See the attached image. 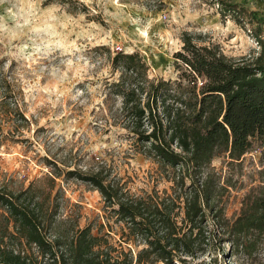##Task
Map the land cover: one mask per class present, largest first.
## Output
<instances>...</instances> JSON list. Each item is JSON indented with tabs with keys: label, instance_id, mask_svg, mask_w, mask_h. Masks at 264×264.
I'll return each mask as SVG.
<instances>
[{
	"label": "trees",
	"instance_id": "1",
	"mask_svg": "<svg viewBox=\"0 0 264 264\" xmlns=\"http://www.w3.org/2000/svg\"><path fill=\"white\" fill-rule=\"evenodd\" d=\"M217 2L223 14L244 11ZM248 16L256 23L255 56H227L218 44L184 31L173 53L174 79L149 78L136 51L115 52L111 69L117 78L104 85L105 100L112 102L108 111L116 112L135 152L170 182L169 191L133 193L102 159L82 169L45 157L44 177L16 189L0 181V264H212L218 256L256 258L264 247V167L238 212L228 217L224 195L236 183L212 166L215 158L237 165L264 143V22L255 12ZM0 89L1 107L12 97L6 76L0 77ZM1 110L28 123L15 98ZM58 179L96 190L103 201L101 221L81 227L78 216L63 214Z\"/></svg>",
	"mask_w": 264,
	"mask_h": 264
},
{
	"label": "rangeland",
	"instance_id": "2",
	"mask_svg": "<svg viewBox=\"0 0 264 264\" xmlns=\"http://www.w3.org/2000/svg\"><path fill=\"white\" fill-rule=\"evenodd\" d=\"M224 1L244 11L223 14L217 0H0V77H7L12 90L0 107V181L16 189L44 177L45 157L82 169L102 159L133 193L169 191L170 182L135 152L116 112L108 111L105 81L117 78L111 57L136 51L149 78L174 79L173 53L184 31L218 44L227 56H255L256 23L248 12L264 22V0ZM13 98L27 124L1 110ZM236 164L212 161L222 177L236 183L224 195L228 217L258 183L264 143ZM57 182L64 188L63 214L78 216L81 227L101 221L103 201L96 190L77 180ZM212 264H264V247L254 259L218 256Z\"/></svg>",
	"mask_w": 264,
	"mask_h": 264
},
{
	"label": "built area",
	"instance_id": "3",
	"mask_svg": "<svg viewBox=\"0 0 264 264\" xmlns=\"http://www.w3.org/2000/svg\"><path fill=\"white\" fill-rule=\"evenodd\" d=\"M256 43H257V41H256Z\"/></svg>",
	"mask_w": 264,
	"mask_h": 264
}]
</instances>
